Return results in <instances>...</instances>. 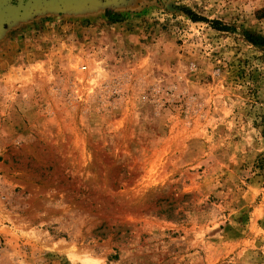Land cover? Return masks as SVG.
<instances>
[{"label": "rangeland", "instance_id": "1", "mask_svg": "<svg viewBox=\"0 0 264 264\" xmlns=\"http://www.w3.org/2000/svg\"><path fill=\"white\" fill-rule=\"evenodd\" d=\"M12 1L0 264H264V0Z\"/></svg>", "mask_w": 264, "mask_h": 264}, {"label": "trees", "instance_id": "2", "mask_svg": "<svg viewBox=\"0 0 264 264\" xmlns=\"http://www.w3.org/2000/svg\"><path fill=\"white\" fill-rule=\"evenodd\" d=\"M107 14H109V13H107ZM189 15L192 16L193 20H198V17L195 14L191 15V13H189ZM218 29L219 30H226L227 27H226V25H222V27H220ZM246 36H247L248 40L250 42L254 43L255 45H263L264 44V41H259L260 40L259 37L254 35V34H252V33H246Z\"/></svg>", "mask_w": 264, "mask_h": 264}, {"label": "flooded vegetation", "instance_id": "3", "mask_svg": "<svg viewBox=\"0 0 264 264\" xmlns=\"http://www.w3.org/2000/svg\"><path fill=\"white\" fill-rule=\"evenodd\" d=\"M19 1H20V4L17 5V6H15V7L23 6V3H26V2H29V1H36V0H23V1L22 0H19ZM12 2H13L12 0H0V3L2 5H4L7 9H9L10 6H13V3Z\"/></svg>", "mask_w": 264, "mask_h": 264}, {"label": "water", "instance_id": "4", "mask_svg": "<svg viewBox=\"0 0 264 264\" xmlns=\"http://www.w3.org/2000/svg\"><path fill=\"white\" fill-rule=\"evenodd\" d=\"M58 3H62L63 2V0H56ZM1 7V6H0Z\"/></svg>", "mask_w": 264, "mask_h": 264}]
</instances>
